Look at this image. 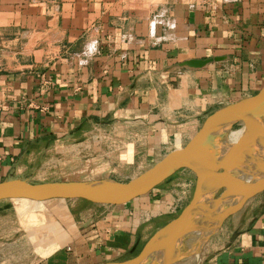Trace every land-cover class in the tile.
<instances>
[{"label":"crops","instance_id":"obj_1","mask_svg":"<svg viewBox=\"0 0 264 264\" xmlns=\"http://www.w3.org/2000/svg\"><path fill=\"white\" fill-rule=\"evenodd\" d=\"M213 56L202 67L177 65ZM263 83L264 0H0V181H125L101 155L82 158L89 123L108 116L131 125L114 132L126 133L132 163L137 152L148 160L181 147L209 113ZM194 184L182 167L125 202L62 199L68 213L60 232L46 223L52 235L41 264L134 256ZM13 200L30 199H0L15 210ZM196 254L172 264H264V189Z\"/></svg>","mask_w":264,"mask_h":264},{"label":"water","instance_id":"obj_2","mask_svg":"<svg viewBox=\"0 0 264 264\" xmlns=\"http://www.w3.org/2000/svg\"><path fill=\"white\" fill-rule=\"evenodd\" d=\"M219 58H186L177 65L198 68ZM263 116L264 83L254 94L213 110L181 147L172 149L160 160L126 181L100 178L29 182L12 178L0 181V199L43 201L52 198H82L91 202L121 203L147 192L178 168H188L195 174V184L189 201L177 215L158 228L134 256L120 261L122 264H141L148 256L157 253L166 259L163 264H169L177 260L174 256L179 250L183 225L187 220L199 222L205 227L214 226V231L245 199L264 189V176H260L257 181H239L227 174V170L232 168H251L255 172L264 164V125H261L264 124ZM237 121L243 122L244 131L238 141L227 143L223 139L225 130L222 127L225 124L228 127ZM255 121L258 125L253 124ZM220 188H223L222 191L215 195ZM231 192L238 194L232 205L218 213L205 211L206 201L200 200L205 194L210 193L217 199ZM167 233H170L167 243L173 246V252L163 254L156 251L153 244Z\"/></svg>","mask_w":264,"mask_h":264},{"label":"rangeland","instance_id":"obj_3","mask_svg":"<svg viewBox=\"0 0 264 264\" xmlns=\"http://www.w3.org/2000/svg\"><path fill=\"white\" fill-rule=\"evenodd\" d=\"M262 120L264 123V116ZM129 126L131 125H123L121 121L108 116H100L93 123H89L87 125L88 138L86 139L87 154L82 155V158L100 157L101 155V161L107 160L110 167L118 168L121 171L119 176L126 181L168 153L158 152L147 160L144 158L143 152H137V156L132 163L131 159L127 157V153H129L127 150L130 146L127 148L126 133H115L120 130L125 132ZM136 127L137 129L141 128L138 124ZM242 128V121L234 122L226 127L225 136L230 131H237ZM133 146L137 151L143 148V144L137 139ZM222 189H218L215 195H218ZM13 201L19 203V206L15 210L9 207L5 209V206L0 201V215H9V218H6L7 221H4V223L0 222V264H41L40 261L45 257L49 248L47 241L50 239L49 236L52 235L48 231L46 223H48L49 219H52L53 222L57 223V230L59 232L62 231L58 218L68 213L65 211L67 200ZM1 219L4 220L5 218L0 217ZM9 230L14 232L9 233ZM180 259L174 260L169 264L176 263ZM110 263L114 264L116 262ZM119 263L121 262L119 261ZM42 264L44 263L42 262Z\"/></svg>","mask_w":264,"mask_h":264},{"label":"bare ground","instance_id":"obj_4","mask_svg":"<svg viewBox=\"0 0 264 264\" xmlns=\"http://www.w3.org/2000/svg\"><path fill=\"white\" fill-rule=\"evenodd\" d=\"M253 124L258 125V122L255 121ZM262 126L264 124H261ZM227 124H225L222 128L225 130ZM244 128L237 131H230L223 139L227 143H233L240 139ZM227 174L239 181H257L260 180V176H264V164L259 167L255 172L251 169H242V168H232L227 170ZM204 195V194H203ZM201 197V196H200ZM238 198L237 193H230L227 195H221L217 199L212 197V194L207 193L200 200L201 202H205L204 209L205 211H210L212 213H218L223 211L228 205H232ZM62 199V198H59ZM202 218H205L202 216ZM214 229V226H202L199 222H193L187 220L186 224L183 225L182 235L179 243V250L177 254L174 256L175 259H180L192 253L196 254L202 242L205 240L207 235L211 233ZM170 233L164 234L153 244V248L156 251H160L163 254H169L173 252V246L168 244L167 241L169 239ZM197 255V254H196ZM166 261L165 258L158 255L157 253L148 256L141 264H163ZM113 264V263H107ZM114 264H122L114 263Z\"/></svg>","mask_w":264,"mask_h":264},{"label":"clouds","instance_id":"obj_5","mask_svg":"<svg viewBox=\"0 0 264 264\" xmlns=\"http://www.w3.org/2000/svg\"><path fill=\"white\" fill-rule=\"evenodd\" d=\"M90 47H94V45L93 46H90Z\"/></svg>","mask_w":264,"mask_h":264}]
</instances>
